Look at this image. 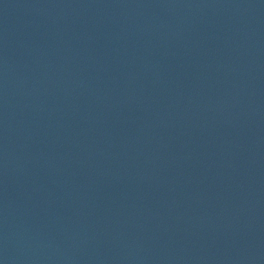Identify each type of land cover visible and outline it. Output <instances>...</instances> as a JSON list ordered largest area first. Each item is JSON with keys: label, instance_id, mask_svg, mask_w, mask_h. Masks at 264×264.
<instances>
[{"label": "water", "instance_id": "water-1", "mask_svg": "<svg viewBox=\"0 0 264 264\" xmlns=\"http://www.w3.org/2000/svg\"><path fill=\"white\" fill-rule=\"evenodd\" d=\"M0 264H264V0H0Z\"/></svg>", "mask_w": 264, "mask_h": 264}]
</instances>
